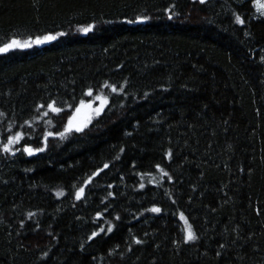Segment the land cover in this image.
<instances>
[{
    "label": "trees",
    "instance_id": "1",
    "mask_svg": "<svg viewBox=\"0 0 264 264\" xmlns=\"http://www.w3.org/2000/svg\"><path fill=\"white\" fill-rule=\"evenodd\" d=\"M58 32L0 53V145L24 134L0 150V264H264L252 0H0V47ZM89 88L108 97L103 113L45 147ZM181 213L197 239L184 241Z\"/></svg>",
    "mask_w": 264,
    "mask_h": 264
},
{
    "label": "snow or ice",
    "instance_id": "2",
    "mask_svg": "<svg viewBox=\"0 0 264 264\" xmlns=\"http://www.w3.org/2000/svg\"><path fill=\"white\" fill-rule=\"evenodd\" d=\"M205 0H200V3H204ZM252 4L253 6L256 8V14L259 17H264V0H252ZM172 17L170 16L169 19H171ZM148 19V17H138L137 20L138 21H143ZM131 22V21H129ZM235 22L238 24H244V20L239 16L236 15L235 16ZM93 25H88L86 28H83L82 31L84 32H88L92 29ZM65 33L62 32H58L56 34H47L44 36H37L34 39H32L31 37L24 42H21L17 39H12L9 43L4 44L2 47H0V53H7L10 49L13 48H28L31 47L33 44L36 45H40V44H44L47 42H51L56 40L59 36L64 35ZM245 35H248V33H245ZM261 60L264 61V56L261 57ZM103 87H108L111 89L112 92H117L118 89L115 85H110L105 83V85H103ZM120 91L123 90V86H121V88L119 89ZM85 95L91 97L93 95V90L91 88H89L87 90V92L85 93ZM95 100L99 101V105L96 107H93V102L91 100L85 101L83 99H81L78 103V105L75 106V110L73 111V113L68 116L67 118V123L64 124L63 126V131L61 132H57V133H52L50 131H46L44 133V143H45V147L47 146V139L50 136L56 135L59 136L61 139L66 138V136L72 132H76V133H80L83 132L85 128L88 127V125L92 122L93 117H98L100 116L104 109L105 106L108 104V97L104 96V95H96L95 96ZM39 107H44V105H40ZM68 107H72V105H68ZM47 108L53 112V113H60L62 111H64V109L60 108V107H56L55 106V101L49 103L47 105ZM3 113H0V116H3ZM43 115L47 116L48 112H44ZM25 123L27 124L28 121H25ZM49 123H51V121H49ZM24 139V134L22 132H16L15 135H9L7 137V142L3 143L2 145H0V150H2L5 153H10L12 152V145L19 143L21 140ZM45 147H39V148H33L30 145L25 144V146L23 147L22 151L23 153H26L29 156L34 155L35 153L38 152H43L45 150ZM16 151H20V149H16ZM121 151H123V149H121ZM14 154V153H13ZM168 156H171V152L168 153ZM157 168H159L160 166L157 165ZM104 168H108V164L104 165ZM102 171L101 170H98ZM97 173H93V176L97 175ZM161 172L163 173L164 176H167L168 174L166 172H163V170L161 169ZM92 177H89L87 181H85V183H89L91 181ZM169 179H171V177H169ZM141 187H143V184H141ZM84 193V189L83 187H81L80 189H78L76 191V198L80 199L82 197ZM63 195L62 192H57V196ZM109 195H111V193H109ZM148 211L154 212V213H158L161 211L160 208L157 207H153L151 209H149ZM29 216L34 215V213H29ZM100 213H97V216H99ZM119 217H117L118 219ZM180 219L185 221V225L186 228L184 229L185 235H184V241L188 242V241H193L195 239H197L195 233L192 231V226L191 224H189L187 222V219L184 217L183 213L180 214ZM101 231H104V229H101ZM108 232L112 231L111 226H109V228L107 229ZM97 235L96 232L92 233V236L89 237V239H92L93 237H95ZM135 243L139 244L141 243L140 240H136ZM45 255H47V253H45Z\"/></svg>",
    "mask_w": 264,
    "mask_h": 264
},
{
    "label": "rangeland",
    "instance_id": "3",
    "mask_svg": "<svg viewBox=\"0 0 264 264\" xmlns=\"http://www.w3.org/2000/svg\"><path fill=\"white\" fill-rule=\"evenodd\" d=\"M256 9V8H255ZM27 41V40H26ZM21 42H24V41H21ZM48 43V42H47ZM46 44V43H44ZM33 45H36V44H33ZM40 45H43V44H40ZM38 45V46H40ZM13 49H25V48H13ZM12 50V49H10ZM98 95H101V94H98ZM95 96L96 95H92L91 97L87 98L85 101H88V100H91L93 102V107H96L99 105V101L95 100ZM94 118V117H93ZM184 225H185V221H184ZM185 228H186V225H185Z\"/></svg>",
    "mask_w": 264,
    "mask_h": 264
}]
</instances>
